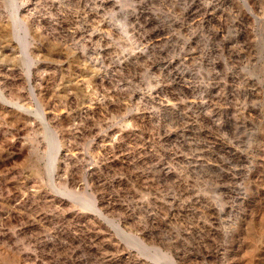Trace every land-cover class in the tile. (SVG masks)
Returning a JSON list of instances; mask_svg holds the SVG:
<instances>
[{
    "label": "rangeland",
    "instance_id": "rangeland-1",
    "mask_svg": "<svg viewBox=\"0 0 264 264\" xmlns=\"http://www.w3.org/2000/svg\"><path fill=\"white\" fill-rule=\"evenodd\" d=\"M0 264H264V0H0Z\"/></svg>",
    "mask_w": 264,
    "mask_h": 264
}]
</instances>
